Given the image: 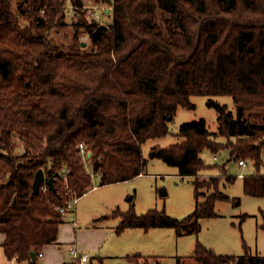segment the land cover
I'll return each instance as SVG.
<instances>
[{
	"label": "trees",
	"instance_id": "obj_1",
	"mask_svg": "<svg viewBox=\"0 0 264 264\" xmlns=\"http://www.w3.org/2000/svg\"><path fill=\"white\" fill-rule=\"evenodd\" d=\"M27 1L29 8L20 0H0V227L9 259L30 260L31 253L38 256L56 242L63 223L57 208L91 189L81 144L91 154L100 186L135 179L145 173L143 144L168 135L179 106L195 108L194 95L231 96L236 114L210 99L218 132H211L204 118L184 123L179 135L185 140L156 156L177 167L182 178H195L207 167L205 149H229L231 159L250 160L255 167L244 177L245 193L264 197V0ZM89 2L109 3L111 23L88 20ZM67 3L80 14L73 23L75 38L84 30L90 48L75 39L61 50L48 36L65 25ZM22 16L29 22L23 24ZM40 169L46 180L55 178L56 192L33 194ZM212 181L216 190L204 202L197 192L202 182L194 181L196 207L184 218L165 209L139 215L134 203L110 216L120 218L118 233L171 228L178 236L198 234L200 220L217 215L216 203L231 201L219 190V180ZM128 259L150 264L139 255ZM193 259L264 264V256L219 255L199 241Z\"/></svg>",
	"mask_w": 264,
	"mask_h": 264
},
{
	"label": "rangeland",
	"instance_id": "obj_2",
	"mask_svg": "<svg viewBox=\"0 0 264 264\" xmlns=\"http://www.w3.org/2000/svg\"><path fill=\"white\" fill-rule=\"evenodd\" d=\"M17 2V1H16ZM25 8H29L27 0H20ZM67 3V13L65 25L53 28L48 32V36L60 47L61 50H68L71 44L77 40L86 43L91 47V40L84 30L78 32L75 38L73 23L77 22L80 14L70 12ZM112 6L107 2L99 4L86 3L85 11L87 19H95L99 24L108 25L112 21ZM23 24L28 23L26 16L21 17ZM213 99L222 105H227L228 109L236 114V105L233 98L228 95L204 96L194 95L190 100L195 108L189 109L179 106L174 119L170 122V132L164 137L150 138L142 148L146 160L145 175L137 177L126 183H120L113 187H100L92 190L80 198L77 204L79 210V220L81 230L85 229L86 222L93 221L97 217L113 213L116 210L127 211L131 203H134L137 214L141 215L150 209H165L167 214L175 218H184L191 214L197 203V193L194 184L195 180L202 182V186L197 189L198 200L204 202L206 198L215 192L213 178H217L219 190L230 197L231 201H218L215 205L216 216L200 220L201 230L198 234L184 235L177 237L173 229H169L172 237L164 240L165 246L161 249L165 256L163 264H176V258L191 256L194 253L197 241L212 248L216 253L229 254L234 256H244L246 253L264 255V197H254L244 191V178L240 174L247 176L255 171V167L250 160L248 165L241 168L238 160L231 159L230 150L221 148L212 152L205 149L201 157L207 167L199 172L197 177L182 178L179 169L170 166L162 158L156 156L159 149L168 148L175 144L182 143L185 139L179 135L181 125L190 121L204 118L208 129L218 132V113L215 108L208 105V101ZM215 139V138H214ZM216 141L226 142L225 138H216ZM19 151L22 150V143L16 141ZM218 160H214V155ZM263 165L260 173L264 175V150L262 154ZM84 167L92 178V185H98V180L92 172V162L89 157L83 159ZM93 174V175H92ZM228 177L234 178L233 182ZM70 193V192H68ZM67 194V193H65ZM238 200L240 205L234 202ZM95 215V217H94ZM113 219L104 220L97 227H110ZM92 229V232L97 229ZM112 232L104 236H90L95 248L87 249L90 261L87 264H127L123 260L125 247L133 242L131 236H120L118 232ZM168 230V229H166ZM165 230V232H166ZM100 232V231H98ZM89 239V238H88ZM92 244V245H93ZM146 246V244H144ZM112 253L111 256H106ZM126 253V252H125ZM105 257L102 261L101 258ZM143 263V261H141ZM188 258L185 264H194ZM150 264H155L150 260Z\"/></svg>",
	"mask_w": 264,
	"mask_h": 264
},
{
	"label": "crops",
	"instance_id": "obj_3",
	"mask_svg": "<svg viewBox=\"0 0 264 264\" xmlns=\"http://www.w3.org/2000/svg\"><path fill=\"white\" fill-rule=\"evenodd\" d=\"M144 175H145V173L140 175L139 177L144 176ZM97 182H98V180H95V183H97ZM126 182H128V181H126ZM126 182H121V183H126ZM116 185H120V183L105 185V186H100L99 183L96 186L93 183L91 189L88 192H90L92 190L99 189L100 187H113ZM80 198L78 199L77 204H79ZM77 206H76L75 212L68 213L65 216H63V223L60 225L57 241L52 243V244L44 246L42 248V251L40 252L43 254V256L39 257V255H38V256H36L35 260H33L32 258L30 260H25V261H18L16 259H9L6 255L5 249H4L6 234L1 230V227H0V264H31V262H35V264H71L70 251L72 250V248L74 246H76V245L79 246V248L83 252L89 254L87 252V249L95 248L92 239H90L91 238L90 236L94 235V236L103 237L104 231H106V235L107 234L109 235V233L112 232L111 228H113V230L115 232H117V227L120 223V218L110 216L115 211L113 213H108L106 215H102L101 217H97L96 219H94L93 221L99 220L97 223H93L90 221L86 222L87 225H85L86 226L85 229L80 231L81 227H80V224H78L79 210L77 211ZM121 212H126V211H121ZM105 216H108V217H105ZM94 217H95V215H94ZM107 219H113L112 225L110 227L109 226L105 227L106 230H104L103 226L97 227L96 224H102L103 221L104 220L106 221ZM94 227H97V229L95 230V232L94 231L92 232V229H95ZM166 229H168V230H166ZM169 229H171V228H152L150 230H144L142 228H128V229L124 230L123 232L118 233L120 235L118 237H120V238L126 237L124 235L131 236L132 241H133V242L129 243V245H126L125 251H124L125 255L121 258L123 260H126L127 264H134V263L130 262L128 258L132 257L134 255H139L140 261H143L144 258H149L150 260H153V258H156V259H158V261L161 264H163V259L165 256L160 255V254H162V251H161V249H163L162 247L165 246L164 240H167V238L172 237V234H171V232H169ZM165 230H166V232H165ZM98 231H100V232H98ZM175 234H176V232H175ZM176 236L177 237H183V236H178L177 234H176ZM144 244H146V246ZM160 246H162V247H160ZM195 248H196V246H195ZM207 248H209V247H207ZM209 249L213 250L212 248H209ZM194 253H195V250H194ZM194 253L191 256H186V257L183 256L181 258L185 259V262L188 258H191V260L194 261L193 262L194 264H198L193 259ZM111 254L112 253H108V255H106V256H111ZM217 254L229 255V254H220V253H217ZM251 255H253V254L251 253ZM254 255H259V254H254ZM259 256H264V255H259ZM237 257H241V256H237ZM102 259L104 260L105 257H102L101 260ZM176 260H177V258H176Z\"/></svg>",
	"mask_w": 264,
	"mask_h": 264
},
{
	"label": "built area",
	"instance_id": "obj_4",
	"mask_svg": "<svg viewBox=\"0 0 264 264\" xmlns=\"http://www.w3.org/2000/svg\"><path fill=\"white\" fill-rule=\"evenodd\" d=\"M68 7H69V11L70 12H74L75 7L71 3L68 4ZM80 147L82 149V155L85 158L86 157L88 158V157L91 156V154L86 151V149L84 147V144H81ZM214 160H218V157H217L216 154L214 155ZM238 164H239V166L241 168H245L248 165L247 160H244V159L239 160L238 161ZM67 174H68V171H67V169L64 168L62 170V176H63V178L65 179L66 182L68 180ZM240 177H243L244 178L245 176H243V174H240ZM48 189H49V186L46 184V181H45L42 184V186H41V190H43L46 193L48 191ZM78 199L79 198L76 197V196H70L69 200H67V202L65 203V205L60 206V207L57 208L58 211L60 212V214L62 216H65L68 213L75 212ZM42 256H43V254L40 253L39 254V257H42ZM70 256H71V264H87L90 261L89 255L87 253L83 252L79 248V246H77V245L74 246L72 248V250L70 251Z\"/></svg>",
	"mask_w": 264,
	"mask_h": 264
},
{
	"label": "water",
	"instance_id": "obj_5",
	"mask_svg": "<svg viewBox=\"0 0 264 264\" xmlns=\"http://www.w3.org/2000/svg\"><path fill=\"white\" fill-rule=\"evenodd\" d=\"M83 46H86V43L83 44ZM46 181V184L49 186V188L53 191L56 192L55 186H54V182H55V178H50L48 180H46L45 177V173L42 169H40L36 175H35V179H34V183H33V194L37 195L40 192L41 186L42 184ZM31 258L33 260L36 259L35 253H31Z\"/></svg>",
	"mask_w": 264,
	"mask_h": 264
}]
</instances>
